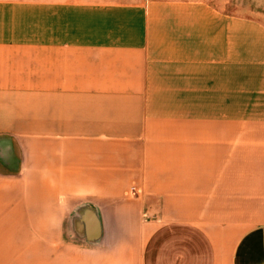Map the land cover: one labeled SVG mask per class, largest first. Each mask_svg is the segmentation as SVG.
Instances as JSON below:
<instances>
[{
	"label": "crops",
	"instance_id": "obj_1",
	"mask_svg": "<svg viewBox=\"0 0 264 264\" xmlns=\"http://www.w3.org/2000/svg\"><path fill=\"white\" fill-rule=\"evenodd\" d=\"M227 3L0 0V264H264V30Z\"/></svg>",
	"mask_w": 264,
	"mask_h": 264
},
{
	"label": "rangeland",
	"instance_id": "obj_2",
	"mask_svg": "<svg viewBox=\"0 0 264 264\" xmlns=\"http://www.w3.org/2000/svg\"><path fill=\"white\" fill-rule=\"evenodd\" d=\"M229 11V29L234 28L231 34L236 39L239 31L245 30L241 27L245 25H257L264 30V0H227ZM240 25V26H238ZM251 36L247 34L246 38L237 39L233 46L229 48V56L232 59H245L243 55L247 54L251 45ZM247 45V46H244Z\"/></svg>",
	"mask_w": 264,
	"mask_h": 264
},
{
	"label": "built area",
	"instance_id": "obj_3",
	"mask_svg": "<svg viewBox=\"0 0 264 264\" xmlns=\"http://www.w3.org/2000/svg\"><path fill=\"white\" fill-rule=\"evenodd\" d=\"M129 193L132 194V195L135 194V193H136V192H135V189H134V188H130V189H129Z\"/></svg>",
	"mask_w": 264,
	"mask_h": 264
}]
</instances>
